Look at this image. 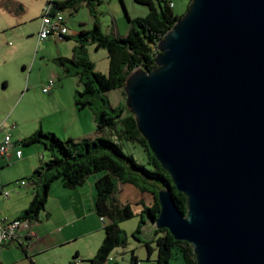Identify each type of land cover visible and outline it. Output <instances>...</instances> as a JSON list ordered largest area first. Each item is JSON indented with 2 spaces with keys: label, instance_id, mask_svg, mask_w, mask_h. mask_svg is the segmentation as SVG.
Here are the masks:
<instances>
[{
  "label": "water",
  "instance_id": "95a60500",
  "mask_svg": "<svg viewBox=\"0 0 264 264\" xmlns=\"http://www.w3.org/2000/svg\"><path fill=\"white\" fill-rule=\"evenodd\" d=\"M126 103L177 191L154 222L197 264H264V0H191Z\"/></svg>",
  "mask_w": 264,
  "mask_h": 264
},
{
  "label": "trees",
  "instance_id": "16d2710c",
  "mask_svg": "<svg viewBox=\"0 0 264 264\" xmlns=\"http://www.w3.org/2000/svg\"><path fill=\"white\" fill-rule=\"evenodd\" d=\"M82 1L86 2L95 18V28L82 30L79 33L80 41L91 39L97 48H106L109 72L103 74L95 71L93 62L87 57L84 43L81 44L79 55L75 49L71 58H59L58 63L64 64L67 74L79 77L83 89L76 92L75 101L80 109L89 107L96 114L98 135L95 138L62 140L55 133L36 130L20 140V144L25 146L41 143L50 153V158L25 178L28 185H34L36 192L20 218L38 219L46 206L49 189L55 180H61L68 189H75L84 185L91 175L102 173L95 182L96 212L103 223L105 222V236L90 264H106L117 248L127 245L128 235L121 228L122 222L134 217L140 218L137 231L133 233L139 240L141 239L136 233L140 232L145 217L155 222L160 211L158 194L161 189L172 188L177 206L187 212L186 195L176 190L171 176L149 149L147 140L138 129L136 116L126 103L125 93L127 77L133 70L141 67L151 72L156 68L158 43L182 15L174 12L173 4L169 0H134L149 8L147 15L130 18L131 27L125 36H109L101 31L98 18L103 0ZM51 2L54 11H62L72 0ZM68 62L73 64L74 70ZM116 89L124 96L122 104L117 109L112 108L113 113L100 110L96 106L98 100L104 103L107 101L103 93ZM125 142H131L143 149L146 164L139 163L133 155L124 151ZM15 144L19 145V142ZM120 185L136 187L144 197L143 202H121L118 197ZM146 197L152 200L150 204ZM155 232V247L149 241H144L149 259L154 251L157 252L155 264H171L176 250L181 252L186 264H197L193 246L189 242L175 239L166 228L156 227ZM131 260L133 264L138 263L134 252Z\"/></svg>",
  "mask_w": 264,
  "mask_h": 264
},
{
  "label": "crops",
  "instance_id": "0c3cea01",
  "mask_svg": "<svg viewBox=\"0 0 264 264\" xmlns=\"http://www.w3.org/2000/svg\"><path fill=\"white\" fill-rule=\"evenodd\" d=\"M37 1L42 2L41 8L43 12V9L47 4L51 3L53 5V2L51 1L62 3L66 0ZM31 2L32 0H0V16L4 17L3 23L0 25V34L7 36L9 32H19L22 35V38L18 35L19 33H13L15 36H18L16 37L17 40H23V42L27 41L22 34V31H19L16 27L23 23ZM72 3L68 4L65 10L57 11L63 13L68 11L71 15L74 14L71 18L73 20L76 18L74 16H77L81 9H84V12H87V15L84 20L79 21V27L81 30H92V26L95 25V18L91 15L86 2L82 0H72ZM42 15L40 16L38 31L40 29ZM66 20L67 25L70 28L67 17ZM82 24H85L84 28L81 27ZM129 28L130 24L127 25L126 29ZM77 32H72L70 29V34L66 37H50L46 40L38 39V42L43 41L45 42L44 44L56 45L55 54L51 58L52 63L54 64L52 65V71L49 73L48 77L43 78L44 80L41 85L43 84V88L45 83L51 78L55 79L56 84L50 93L43 92L45 94H52L45 95L43 105L36 109V118L34 120L36 122L35 129L39 126L38 129H41L44 132L55 133L62 140L68 138L75 140L95 138L98 135V119L96 114L89 107L80 109L76 104L75 97L76 92L78 91L77 88L74 90L72 97L74 103H61L58 105L54 103L58 96V93H54V90L58 87V81L62 79L60 70L63 69V67L60 66V63H58V59L67 58L71 55L73 56L74 53V50L72 52V50L69 49L62 51L61 46L65 41L69 42L71 37L74 36L73 33L76 35ZM36 35H38V32ZM55 62H57L60 67H58V64ZM63 70L65 77H73L71 73L67 74L65 68ZM8 85V80H5L4 86L7 87ZM76 87H79L78 83H76ZM121 104L122 101L119 100V105ZM16 127H11L10 130H15ZM1 130H3V127L0 124V131ZM7 133L11 134V132L7 131L5 135ZM5 135L0 137V140H2ZM17 141L19 140H15V142ZM18 149L23 152L20 143L19 146L17 144V147L11 151L10 156H0V171L10 168L11 163L15 166L24 165L26 167V172L23 175L11 179H6L5 177L1 180L0 219L14 220L20 218L23 212L29 207L36 192V188L33 184L21 186L16 184V181L28 178L42 163L34 161L29 157H25L24 152L23 156L19 157L16 153ZM42 157L44 158V155ZM101 174L102 173L91 175L84 185L75 189H68L64 187L61 180H55L49 189L46 206L40 213L38 219L28 220L27 225L21 229V234L23 236L21 241L23 243L11 242L10 244L5 245L1 250L0 264H69L75 258L80 259L81 264H90V260L97 254L105 236L104 224L100 222L102 221V218H100L96 212L95 182ZM4 189L9 190V196L2 194ZM118 197L123 203H141L144 200V197L140 194L138 189L132 185H120ZM146 200L149 204L152 201L149 197H146ZM137 228L135 229V232L137 231ZM155 228V224L145 217V222L142 224L139 233L144 234L146 240L152 244L157 237ZM29 236H31V244L28 246L25 240H27ZM155 252L156 251H154L153 254ZM123 253L124 251H120L121 255H123ZM153 254L151 257L156 260L157 255L153 256ZM115 257L116 256H113L112 254V257H110L108 262L110 260H115ZM155 260H152L151 258L152 262L150 263L155 264ZM108 262L106 264H108ZM115 263L118 262L116 261ZM137 264H139V259Z\"/></svg>",
  "mask_w": 264,
  "mask_h": 264
},
{
  "label": "rangeland",
  "instance_id": "374dc122",
  "mask_svg": "<svg viewBox=\"0 0 264 264\" xmlns=\"http://www.w3.org/2000/svg\"><path fill=\"white\" fill-rule=\"evenodd\" d=\"M162 1V0H155ZM173 4L174 12L177 15H183L187 11L191 0H169ZM42 2L32 0L29 5V10L26 13L25 19L22 24L16 28L22 31L27 41H18L13 33L9 32L7 36L0 34V124L3 130L0 131V137L5 133L11 132L14 141L23 139L30 136L37 129H35L36 122V109L43 105L44 96L51 95L45 94L42 91L43 78L48 77L52 71V56L55 54L56 45L44 44L45 42H38V32L40 16L42 15ZM99 22L101 24V31L109 36H124L128 33L129 29H126L127 25L131 22L130 18L136 16H146L149 12V8L146 5L139 4L134 0H104V3L99 7ZM87 13V12H86ZM84 9H81L75 19H71L74 14H70L68 11L64 15L69 20L70 29L72 32H77L71 37L69 42H64L61 46L62 51L75 50L79 55L81 44L84 43L87 57L93 62L94 69L97 72L107 74L109 72V58L106 48H97L93 40L88 39L80 41L79 33L83 30L79 27V21L86 18ZM3 16H0V25L3 23ZM82 28L85 24H82ZM95 28V25L92 26ZM17 30V31H18ZM10 31V30H9ZM19 36L22 35L19 33ZM74 44H73V42ZM73 44V45H72ZM75 46V47H74ZM71 56L67 58H71ZM58 64L57 62H55ZM73 68V64L68 62ZM60 66L65 68L63 63ZM58 64V67H60ZM61 69V68H59ZM61 69L60 75L62 79L58 81V87L55 88L54 93H58L55 100V104H72L74 103L73 94L76 88L82 90L83 86L79 81L78 76L65 77L64 70ZM74 70V68H73ZM66 71V69H65ZM5 80H8L9 85L4 86ZM76 83L79 87H76ZM103 97L107 100L105 103L102 100H98L96 104L100 110H107L113 113V109H117L119 106V100L124 101V96L120 90H111L103 93ZM98 99V98H96ZM17 127L15 130H10L12 125ZM41 130V129H38ZM19 146V145H18ZM25 157H29L34 161L44 163L50 158L49 151L41 143H35L29 146L22 145ZM124 151L127 154L133 155L139 163L146 164V154L143 149L131 142L124 143ZM44 155V158L42 157ZM26 172L24 165L15 166L10 164V168L0 171V182L2 178L11 179L13 177L23 175ZM96 173L93 175H98ZM107 222V220H105ZM138 217L131 218L121 224V228L126 231L128 235L127 245L119 247L113 253L115 260H110L108 264H114L116 261L119 264H132L131 255L135 253L139 259V264H151V258L148 257V251L144 241L146 237L142 233H136L141 239H137L133 233L138 226ZM102 224L103 222L100 221ZM144 228V226H143ZM155 247V243L151 244ZM123 252V255L120 254ZM116 253V254H115ZM157 252L153 254L156 256ZM157 258V257H156ZM171 264H186L181 252L176 250L174 257L171 260Z\"/></svg>",
  "mask_w": 264,
  "mask_h": 264
},
{
  "label": "built area",
  "instance_id": "2783aa9c",
  "mask_svg": "<svg viewBox=\"0 0 264 264\" xmlns=\"http://www.w3.org/2000/svg\"><path fill=\"white\" fill-rule=\"evenodd\" d=\"M70 34V28L67 25V20L63 12L61 11H54L53 5L51 3L47 4L43 9V15L41 19L40 29L38 31V39L39 40H46L50 37H66ZM55 79L51 78L48 82L45 83L43 86V92L50 93L52 89L55 87ZM12 127H16L15 124ZM16 142L13 140L12 135L7 133L5 137L0 140V156L8 157L11 155V151L14 150L17 145ZM19 157L23 156L22 150L18 149L16 151ZM16 184L21 186L28 185V181L25 179L17 180ZM2 194L5 196H9L10 192L7 189L2 191ZM28 220H24L21 218H17L14 220L8 219H0V254L2 248L10 244L11 242H19L21 241L22 234L21 229L27 225ZM105 225V222L103 223ZM31 236L27 240H25L29 246L31 244ZM69 264H81L80 259H75L73 262Z\"/></svg>",
  "mask_w": 264,
  "mask_h": 264
}]
</instances>
